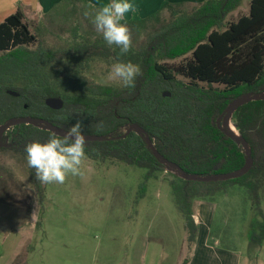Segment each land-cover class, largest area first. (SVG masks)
I'll list each match as a JSON object with an SVG mask.
<instances>
[{"label":"trees","instance_id":"16d2710c","mask_svg":"<svg viewBox=\"0 0 264 264\" xmlns=\"http://www.w3.org/2000/svg\"><path fill=\"white\" fill-rule=\"evenodd\" d=\"M187 3L165 2L150 16L122 21L132 37V47L123 56L118 47L108 46L102 34L91 29L94 16H87L76 4L93 11L99 7L84 0H61L42 15L57 24L69 18L74 21L64 46L40 43L23 13L11 14L0 23V125L10 117L26 115L45 118L65 129L80 121L82 133L109 136L87 141V157L101 162L123 161L145 169L146 178L158 177L168 165L153 154L145 135L130 131L122 136L136 123L155 148L186 173L205 176L239 170L245 163V150L222 131L217 120L233 99L264 92V0H250L248 13L230 21L227 16L241 0H203L192 9ZM166 7L170 19L150 27L148 21ZM139 30L144 36L142 42ZM36 41L40 44L30 49ZM188 53L189 59L174 67L161 63ZM96 60L132 62L140 66L142 75L134 88L99 84L88 76ZM8 89L17 94L8 93ZM164 91L171 95L163 96ZM47 97H60L62 108L48 107ZM232 119L252 150L253 163L247 171L230 179L209 181L185 179L175 171L170 180L188 243L198 234L193 218L197 200L214 201L231 188H244L247 198L262 212L264 99L241 105ZM6 132L3 140L7 137L10 141L0 149H11L24 157L28 143L46 142L53 134L28 123L14 125ZM29 171L36 203L41 206L46 184L36 179L34 169L29 167ZM251 238L257 239L256 235Z\"/></svg>","mask_w":264,"mask_h":264},{"label":"rangeland","instance_id":"374dc122","mask_svg":"<svg viewBox=\"0 0 264 264\" xmlns=\"http://www.w3.org/2000/svg\"><path fill=\"white\" fill-rule=\"evenodd\" d=\"M249 3L241 0L226 19L247 14ZM76 5L95 18L97 11ZM195 5L187 3L190 9ZM169 19L166 7L147 24L155 27ZM26 22L39 42L48 47L67 44L74 23L69 18L57 24L42 15L30 16ZM143 40L139 30V42ZM38 44L33 42L29 48ZM189 57L190 53L161 63L171 68ZM113 64L96 60L88 76L99 84L122 86L107 78ZM3 141L10 140L6 137ZM82 171L83 178L69 175L64 184H46L40 206L26 157L0 149V264H188L195 242L188 244L184 219L174 202L170 183L174 171L167 168L158 177L146 178V170L138 166L117 160L95 161L87 156ZM202 201L214 211L212 233L221 234L217 246L235 255L237 264H264V190L261 213L244 188L234 187L214 201Z\"/></svg>","mask_w":264,"mask_h":264},{"label":"clouds","instance_id":"9594fccd","mask_svg":"<svg viewBox=\"0 0 264 264\" xmlns=\"http://www.w3.org/2000/svg\"><path fill=\"white\" fill-rule=\"evenodd\" d=\"M135 11L133 0H101L93 20L96 31L102 34L106 44L118 47L122 56L132 47L131 31L122 21L126 14ZM141 75L139 65L118 61L111 66L107 78L119 81L125 88H134L137 77ZM86 142L82 123L77 121L62 136L53 133L46 142L28 143L25 147L27 164L35 170V177L42 184H64L69 175L83 178ZM33 219H36L35 214Z\"/></svg>","mask_w":264,"mask_h":264},{"label":"crops","instance_id":"0c3cea01","mask_svg":"<svg viewBox=\"0 0 264 264\" xmlns=\"http://www.w3.org/2000/svg\"><path fill=\"white\" fill-rule=\"evenodd\" d=\"M84 1L97 7H100L101 4V0ZM169 1L196 4L203 0H133L136 5V11L126 14L125 19H141L150 16L160 10L165 2ZM59 2L61 0H0V23L16 11L23 13L25 21L33 15L41 16L50 11ZM213 213L214 211L210 210L207 202L202 200L195 202L193 218L198 226V234L194 241L195 253L188 264H237L235 255L217 246L221 244V234H219V231L212 233ZM211 240L214 241L213 245Z\"/></svg>","mask_w":264,"mask_h":264},{"label":"water","instance_id":"95a60500","mask_svg":"<svg viewBox=\"0 0 264 264\" xmlns=\"http://www.w3.org/2000/svg\"><path fill=\"white\" fill-rule=\"evenodd\" d=\"M7 92L10 94H17L15 91L10 90V89H8ZM170 95H171V93L168 91L163 92V96H165V97H169ZM255 99H264V92L255 93V94L245 93V94L241 95L240 97L233 99L229 103V105L227 106L226 111L217 120L220 123L219 127L222 129V131L226 135H228L230 138H232L234 141H236L237 143H240L245 150V154H246L245 163L239 170H235V171H231V172H225V173L209 174V175H205V176H201V175L196 174V173H186L183 171V169L177 163L170 161L167 158H165L155 148V145L151 141L149 135H147L145 130L140 125H138L136 123L130 124L129 127L127 128L126 133L123 134L122 136L124 137L130 131H135L139 134H144L146 141L148 142L149 146L151 147V149L153 151V154L157 158H160L162 163L167 164L168 169H170L174 172L175 171L179 172L180 175L185 179H201L204 181L219 180V179H221V180L230 179L233 177H237L241 173L247 171L253 163L251 147L249 146L247 140L243 136H241V134L239 132L237 133V132L233 131V129L231 128V123L235 125V123L233 122V119H232L234 111L236 109H238L241 105H243V104H245L251 100H255ZM45 103L48 107H50L52 109H61L63 106V100L60 97H47L45 99ZM21 123L32 124L36 127H39V128L45 129V130H49L52 133H55L59 136L64 135V132L67 130L61 126L55 125L51 121H49L45 118H42V117H32L29 115L10 117L5 123L0 125V147L6 145V143L3 141V135L5 134V132L10 127L17 125V124H21ZM82 134L86 136L87 141H96V140L101 141V140H105V139L109 138V136L100 135V134H90V133H82Z\"/></svg>","mask_w":264,"mask_h":264},{"label":"bare ground","instance_id":"6f19581e","mask_svg":"<svg viewBox=\"0 0 264 264\" xmlns=\"http://www.w3.org/2000/svg\"><path fill=\"white\" fill-rule=\"evenodd\" d=\"M231 128L233 129V131H235V132L238 133V131H237V127H236L234 124H232V123H231Z\"/></svg>","mask_w":264,"mask_h":264}]
</instances>
